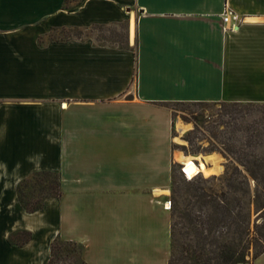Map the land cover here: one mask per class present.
<instances>
[{
	"label": "crops",
	"instance_id": "0c3cea01",
	"mask_svg": "<svg viewBox=\"0 0 264 264\" xmlns=\"http://www.w3.org/2000/svg\"><path fill=\"white\" fill-rule=\"evenodd\" d=\"M109 24L127 48L55 37ZM177 101L264 103V0H0V264H49L57 237L89 264H169ZM38 171L62 196L28 212Z\"/></svg>",
	"mask_w": 264,
	"mask_h": 264
},
{
	"label": "trees",
	"instance_id": "16d2710c",
	"mask_svg": "<svg viewBox=\"0 0 264 264\" xmlns=\"http://www.w3.org/2000/svg\"><path fill=\"white\" fill-rule=\"evenodd\" d=\"M120 47L127 48L128 42ZM171 103L202 106L203 112L199 114L202 119L197 118L186 139L193 145V134L204 126L210 144L206 151L223 153L227 162L224 173L219 176L186 178L183 195L181 187L173 184V250L169 264H238L257 258L264 252V103ZM217 106L218 109L214 108ZM205 108L214 109L206 113ZM200 147L194 152H199ZM241 191L247 196L246 212L238 195ZM18 196L28 212L42 209L47 198L62 196L61 173H33L19 183ZM176 216L183 219L179 222L183 227H188L186 234L190 230L194 232V240L183 244L174 238V229L179 224L175 222ZM31 237L30 231L23 230L11 234L9 239L22 245ZM252 249L253 257L249 258ZM84 252L81 242L57 237L52 243L49 264H89Z\"/></svg>",
	"mask_w": 264,
	"mask_h": 264
},
{
	"label": "rangeland",
	"instance_id": "374dc122",
	"mask_svg": "<svg viewBox=\"0 0 264 264\" xmlns=\"http://www.w3.org/2000/svg\"><path fill=\"white\" fill-rule=\"evenodd\" d=\"M77 34L81 36L92 37L96 41L107 43V44H112V45H122V44H125L127 41V28L124 24L94 25L87 29L77 28L76 30H72L70 34L67 31H59L55 33V37L64 39L68 35H77ZM166 106L169 107L172 110V113L174 114L173 130H172L173 161H174L173 162L172 186L173 184H176L177 187H181L180 194L183 195L185 186L187 185L185 183L186 177L183 174L181 162H179V160H177V158L175 157L176 153L181 152L185 155L193 156L195 161L197 162L201 159L206 160V158L210 157V155H216L219 158L220 165L222 166L221 171L216 174H212L210 176H206L205 174H202V172L194 176V177H204V178H212L214 175L219 176L223 174L226 168L227 158L223 155V153L219 151H213V152L206 151L210 144L207 138L208 134L206 133L207 131L204 128V126L202 130H197L193 134L195 136V141L193 145L189 144L188 140L186 139L189 131L195 127L197 118L202 119V117L199 115L201 114V112H203L202 106L179 104V103H169ZM214 108L218 109V106ZM214 108H210V109L205 108V112L208 113ZM200 145L201 147H200L199 152L195 153L194 149L196 150V148L199 147ZM183 146H185V148ZM238 195L240 196L242 200L241 204H242L243 212H246L248 210L247 196L244 193V191L239 192ZM181 201H182V207H183L184 205L183 198H181ZM171 205H172V202H171ZM253 217H255V215ZM182 221L183 219L176 216L175 218L176 223H179ZM182 225L183 223L182 224L179 223L178 225H176V228L174 229V238H176L179 243L185 244L192 239L194 240L195 234L192 230H190V233L186 234L185 232H187L188 227H183ZM172 250H173V246H172ZM171 254H172V251H171ZM252 254H253V249H252V252L249 258L253 257Z\"/></svg>",
	"mask_w": 264,
	"mask_h": 264
},
{
	"label": "bare ground",
	"instance_id": "6f19581e",
	"mask_svg": "<svg viewBox=\"0 0 264 264\" xmlns=\"http://www.w3.org/2000/svg\"><path fill=\"white\" fill-rule=\"evenodd\" d=\"M131 31L132 37H134V22H132ZM175 157L179 160V162L184 164V168L190 179L200 172L206 176H210L220 172L222 169L219 158L216 155H210V157H207L206 160L201 159L198 162L195 161L193 156H188L181 152L176 153Z\"/></svg>",
	"mask_w": 264,
	"mask_h": 264
},
{
	"label": "built area",
	"instance_id": "2783aa9c",
	"mask_svg": "<svg viewBox=\"0 0 264 264\" xmlns=\"http://www.w3.org/2000/svg\"><path fill=\"white\" fill-rule=\"evenodd\" d=\"M223 19L226 23L231 22V21H235L233 25H237L240 22H242V20H243L240 15H238L236 12H234L230 8H227L225 10L224 15H223ZM181 167H182V171H183V174L185 175V177L190 179L188 176V173L186 172V170L184 168V164ZM170 204H171V201H170Z\"/></svg>",
	"mask_w": 264,
	"mask_h": 264
},
{
	"label": "water",
	"instance_id": "95a60500",
	"mask_svg": "<svg viewBox=\"0 0 264 264\" xmlns=\"http://www.w3.org/2000/svg\"><path fill=\"white\" fill-rule=\"evenodd\" d=\"M183 165V163H181V166Z\"/></svg>",
	"mask_w": 264,
	"mask_h": 264
}]
</instances>
